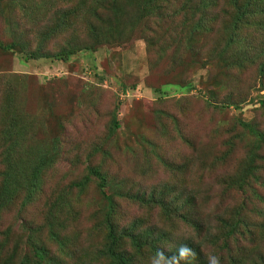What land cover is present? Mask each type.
Masks as SVG:
<instances>
[{"label": "rangeland", "instance_id": "rangeland-1", "mask_svg": "<svg viewBox=\"0 0 264 264\" xmlns=\"http://www.w3.org/2000/svg\"><path fill=\"white\" fill-rule=\"evenodd\" d=\"M14 1L0 0L3 8L0 13L1 45L14 40L17 32L21 41L23 38L28 42L34 40L29 32L32 23L22 11L12 13ZM33 1L48 6L49 16L55 10L67 14L73 8V1L69 0ZM85 2L75 5L74 12L80 19L87 16L82 9L83 4L87 5ZM124 17L116 22L122 27L120 39H109L107 34L105 43L96 50H78L67 62L52 58L24 60L18 49L6 51L0 47V89L11 79L12 73L20 76L17 86L21 89L17 92L23 100V110L34 120L41 121L34 132L35 143L48 141L53 135L60 138L61 152L45 172L44 191L51 185L56 189L68 188L70 195L75 196L80 192L69 184L82 175L83 166L100 164L110 179L107 191L117 192L114 197L119 207L116 222L126 224L142 216L150 222V230L154 232L161 223L160 208L155 203L137 207L122 195L129 187H132L131 192L134 188L147 192L145 189L153 187L156 197L167 189H176L178 193L181 189L176 188L160 158L180 162L191 192L199 188L203 196H214L228 187V178L248 158L252 145H259L252 160L262 184L251 183L259 197L247 198L246 208L241 211L255 222L250 226V237L237 234L240 240H232L231 253L242 247L235 264H264V227L261 225L264 218L255 214V210L256 213L264 210V144L255 142L254 135L243 130L241 125L248 123L264 134V55L252 60L259 51L255 45L259 44L258 40L251 38L250 48L243 55L238 48L244 42L222 50L224 43L217 44V38L221 37L211 35L207 40L198 38L196 49L192 51L184 49L167 31L156 39L164 25L156 30L155 21L148 17L137 22L129 13ZM104 18L110 20L109 27H114L111 11ZM11 20L14 23H10ZM113 118L118 127L110 134ZM75 157L78 159L74 163ZM216 162L219 167L215 170ZM173 173L179 176L178 172ZM140 183L145 189L135 186ZM240 192L235 188L226 190L224 204L230 205L232 200L236 206L244 198ZM81 194L85 198L82 229L62 246L54 241L50 243L51 261L57 258L60 264H105L107 261L101 262L102 258L96 253L103 241V229L98 233L91 231L92 226L97 228L93 222L103 199L94 182H87ZM168 202L177 200L170 198ZM188 206L185 211L182 207L179 210L189 217L196 211L199 217L203 213L204 222L216 224L213 216L205 213L213 206L204 199ZM168 208L172 211L174 206ZM35 212L32 207L19 213L14 209L7 212L0 218V232L12 224L13 232L20 233L16 229L21 220ZM183 213L176 217L173 214L172 218L167 216V223H181L175 232L179 235L189 231L182 224ZM33 220L40 222L42 216L37 214ZM42 232L47 235L46 229ZM158 246H162L160 242ZM65 250H71L76 257L66 255ZM221 252L225 251H220V255ZM150 264L162 263L153 256Z\"/></svg>", "mask_w": 264, "mask_h": 264}, {"label": "trees", "instance_id": "trees-1", "mask_svg": "<svg viewBox=\"0 0 264 264\" xmlns=\"http://www.w3.org/2000/svg\"><path fill=\"white\" fill-rule=\"evenodd\" d=\"M69 1H73V8L67 14L55 10L49 16V8L43 2L38 5L39 3L36 4L33 0H15L11 4L12 13L22 11V15L32 23L29 32H32L30 37L34 40L28 42L23 38L21 41L17 32L14 37L16 40H11L9 44H0L1 49H18L24 60L52 58L67 62L78 50H96L105 43L107 34L109 39H120L122 27L116 22L129 13L134 22L146 17L152 19L155 21L156 30L164 25L158 33L155 32L156 39L167 31L184 49L194 51L198 38L207 40L211 35H219L221 38H217V44L224 43L222 50L231 44L244 42L243 46L238 48L244 55L246 49L250 48L251 40L256 38L259 44L255 45L259 51L254 54L252 60L264 55V0ZM84 2L87 5L83 4L82 9L87 16L80 19L74 12L75 5ZM9 5L7 9H10ZM96 8L100 10L97 11ZM110 11L115 22L112 28L108 25L110 20L104 18ZM0 13H3L1 5ZM10 23L14 21L11 20ZM244 29L251 32H245ZM46 47H50V50H45ZM260 73L263 74V70ZM9 76L11 79L2 84L0 89V218L13 209L19 213L27 207H32L36 212L28 219L21 220L16 229L20 233L13 232L12 224L5 226L3 233L0 232V264H60V259L51 261L49 245L54 241L58 246H62L68 242L70 236H76L81 231L85 201L81 193L87 182H94L98 195L103 199L101 210L93 222L97 228L91 227L92 233L103 229V241L96 251L97 257L102 258L101 262L106 260L105 264H150V257L154 256L162 264H235L243 249L240 247L232 254V240H240L237 234L248 235L251 224L255 222L249 220L248 216L246 218L245 214L242 215L241 211L246 208L247 198L259 197L251 185L252 181L262 184L255 173L257 168L252 156L260 149L259 145L255 146L254 141L264 144L263 133L257 132L248 123L241 124L243 130L254 135V145L248 153V158L236 173L228 178V187L225 186L224 192L220 191L214 196H203V191L199 188L195 193L191 192L192 187L180 162L160 158L161 164L169 170L176 188L181 189L178 193L176 189H167L168 192L166 190L156 197L153 187L145 189L146 186L140 183L135 186H141L148 190L147 192L136 188L131 192L132 187H129L122 195L123 198L135 202L137 207L155 203L160 208L161 214H158V218L161 223L152 232L151 224H148L150 222L142 216L126 224L116 222L119 207L114 197L117 192L107 191L110 179L107 177L108 172L102 170L100 164L83 166L82 175L69 184L79 190L80 193L75 196L70 195L68 188L56 189L51 185L44 191L45 172L61 152L60 138L53 135L48 141L35 143L34 132L41 121L34 120L33 116L23 110V100L17 92L21 89V86H17L20 76L16 73ZM48 109L51 112L50 104ZM57 123L61 127L60 121ZM117 127L118 122L113 118L109 133L112 134ZM227 157L230 158V155ZM77 159L74 158V163ZM213 166L216 170L219 167L218 162ZM173 171L178 172L179 176ZM116 187L119 188L118 185ZM229 188L240 190L239 194L244 197L236 206L232 204V200L230 205L224 204L225 192ZM163 197L165 201L162 200ZM170 198H175L177 202H168ZM200 199L213 206L207 212L202 209V212L213 216L216 224L208 225L204 222L203 213L199 217L196 211V215L191 214L189 217L182 209L179 210L182 207L185 211L188 205H193ZM208 199L210 200L207 201ZM170 205L174 206L172 211L168 208ZM182 213V224L186 225L189 231L179 235V232H175L179 230L181 223H167V216L172 218L173 214L176 217ZM37 214L42 216L40 222L33 220ZM255 214L264 218V210L257 213L255 210ZM263 224L264 221L261 222L262 227ZM42 229H46V236L43 235ZM248 236L250 237V234ZM159 242L162 245L160 248ZM165 245L172 247L165 249ZM220 251L225 252L220 255ZM64 253L72 258L76 257L72 255L71 250H65Z\"/></svg>", "mask_w": 264, "mask_h": 264}]
</instances>
